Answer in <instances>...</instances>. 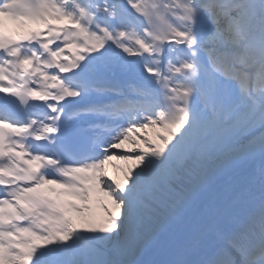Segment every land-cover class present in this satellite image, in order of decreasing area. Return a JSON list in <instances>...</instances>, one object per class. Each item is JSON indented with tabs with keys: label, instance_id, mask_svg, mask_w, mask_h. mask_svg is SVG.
I'll return each instance as SVG.
<instances>
[{
	"label": "snow or ice",
	"instance_id": "1",
	"mask_svg": "<svg viewBox=\"0 0 264 264\" xmlns=\"http://www.w3.org/2000/svg\"><path fill=\"white\" fill-rule=\"evenodd\" d=\"M0 264H264V0H0Z\"/></svg>",
	"mask_w": 264,
	"mask_h": 264
},
{
	"label": "bare ground",
	"instance_id": "2",
	"mask_svg": "<svg viewBox=\"0 0 264 264\" xmlns=\"http://www.w3.org/2000/svg\"><path fill=\"white\" fill-rule=\"evenodd\" d=\"M111 171V170H110Z\"/></svg>",
	"mask_w": 264,
	"mask_h": 264
}]
</instances>
